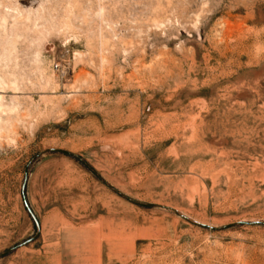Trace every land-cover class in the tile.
<instances>
[{"label": "rangeland", "instance_id": "1", "mask_svg": "<svg viewBox=\"0 0 264 264\" xmlns=\"http://www.w3.org/2000/svg\"><path fill=\"white\" fill-rule=\"evenodd\" d=\"M0 264H264V0H0Z\"/></svg>", "mask_w": 264, "mask_h": 264}, {"label": "water", "instance_id": "2", "mask_svg": "<svg viewBox=\"0 0 264 264\" xmlns=\"http://www.w3.org/2000/svg\"><path fill=\"white\" fill-rule=\"evenodd\" d=\"M44 152H58V153H63L65 155H69V156H72L76 159H78L80 162H82L90 171L93 172V170L91 169V167L89 165H87L80 157L76 156V155H73L69 152H66V151H62V150H58V149H49V150H46ZM94 173V172H93ZM96 175V174H95ZM97 176V175H96ZM108 188H110L115 194L119 195L120 197L124 198L125 200L135 204V205H138V206H141V207H155V208H162V209H165L175 215H178L180 218H182L183 220L187 221L188 223L190 224H193L195 226H198V227H201V228H210L202 223H198V222H195L187 217H185L184 215H182L181 213H179L177 210L175 209H172V208H169V207H163V206H160V205H154V204H145V203H140L138 201H135L127 196H125L124 194L118 192L117 190H115L114 188H112L110 185H108L107 183H105L99 176H97ZM29 211V210H28ZM32 219L34 220L36 226L38 227V223L36 221V219L34 218L33 214L29 211ZM31 239H28L24 242L21 243V245H25L27 244ZM11 250V249H10ZM8 250V251H10ZM8 251H5L4 253H7Z\"/></svg>", "mask_w": 264, "mask_h": 264}]
</instances>
